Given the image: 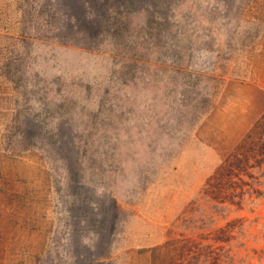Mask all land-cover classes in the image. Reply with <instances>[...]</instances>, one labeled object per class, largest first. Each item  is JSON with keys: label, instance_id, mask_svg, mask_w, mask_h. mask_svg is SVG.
Wrapping results in <instances>:
<instances>
[{"label": "rangeland", "instance_id": "1", "mask_svg": "<svg viewBox=\"0 0 264 264\" xmlns=\"http://www.w3.org/2000/svg\"><path fill=\"white\" fill-rule=\"evenodd\" d=\"M21 134L0 264H262L264 0H0Z\"/></svg>", "mask_w": 264, "mask_h": 264}, {"label": "trees", "instance_id": "2", "mask_svg": "<svg viewBox=\"0 0 264 264\" xmlns=\"http://www.w3.org/2000/svg\"><path fill=\"white\" fill-rule=\"evenodd\" d=\"M6 78L9 81L14 82V80L7 74ZM25 120L21 121V127H26L31 119L24 117ZM28 134H21L20 136H5L0 140V152L5 153L6 155L10 156H18L20 153H24L31 150L33 147L31 144L32 139H34V135L27 136ZM202 250V249H201ZM203 251V250H202ZM190 263V262H189ZM196 264H204L197 261ZM264 264V262H262Z\"/></svg>", "mask_w": 264, "mask_h": 264}]
</instances>
